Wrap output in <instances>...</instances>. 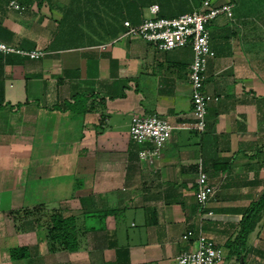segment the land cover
Listing matches in <instances>:
<instances>
[{
    "label": "crops",
    "instance_id": "obj_1",
    "mask_svg": "<svg viewBox=\"0 0 264 264\" xmlns=\"http://www.w3.org/2000/svg\"><path fill=\"white\" fill-rule=\"evenodd\" d=\"M229 1L232 15L208 24L203 90L216 98L200 132L190 126L191 46L122 33L150 5L175 16L201 0H0V40L45 51L0 52V264H174L199 231L228 264H264V209L240 260L228 247L264 193V0H213ZM149 113L177 126L153 163L129 136L132 115ZM199 165L214 188L204 206ZM39 205L74 217V249H49L45 221L13 218Z\"/></svg>",
    "mask_w": 264,
    "mask_h": 264
},
{
    "label": "built area",
    "instance_id": "obj_2",
    "mask_svg": "<svg viewBox=\"0 0 264 264\" xmlns=\"http://www.w3.org/2000/svg\"><path fill=\"white\" fill-rule=\"evenodd\" d=\"M11 4L18 6L13 1ZM233 6L234 3L230 1L215 4L213 0H201L200 5L190 12L175 16H158V6L153 4L149 6L151 16L144 17L138 23H132L127 19L123 21L125 30L122 35L141 37L158 49L191 46L193 57L188 78L191 87L193 122L190 126L200 132L206 129L208 102L216 98L203 90L204 71L212 52L208 24L219 14L231 16ZM0 52H16L31 58L42 57L45 53L42 48L23 49L1 40ZM176 127L157 113L133 114L129 125V136L132 141L140 145L139 158L153 163ZM213 193L214 188L209 182L207 173L199 165L196 178V202L204 206ZM191 235L192 230L189 229L183 233L182 238L188 239ZM223 256V248L211 237L199 231L195 239V247L178 253L174 264H219Z\"/></svg>",
    "mask_w": 264,
    "mask_h": 264
},
{
    "label": "trees",
    "instance_id": "obj_3",
    "mask_svg": "<svg viewBox=\"0 0 264 264\" xmlns=\"http://www.w3.org/2000/svg\"><path fill=\"white\" fill-rule=\"evenodd\" d=\"M140 15L141 12L139 11V16ZM157 15L165 16L161 12H157ZM263 209L264 193L249 207L244 209L237 233L235 237L230 242H228V247L231 249V253H234L235 259L240 260L242 254L241 250L245 243L246 236L254 228L256 222L260 219L261 211ZM12 213L14 219L32 216L34 222L37 224L45 221L47 225V239L49 242V249H74L77 246L75 220L72 215L64 216L59 210L56 209H51L47 215H45L46 213L43 209V205L33 208H23L21 212L14 210ZM234 245H236L237 248L233 250L232 248ZM25 249V246L11 248L10 255L14 257L22 256L25 254ZM221 262L219 264H221Z\"/></svg>",
    "mask_w": 264,
    "mask_h": 264
},
{
    "label": "rangeland",
    "instance_id": "obj_4",
    "mask_svg": "<svg viewBox=\"0 0 264 264\" xmlns=\"http://www.w3.org/2000/svg\"><path fill=\"white\" fill-rule=\"evenodd\" d=\"M223 258L225 259L223 264H228L229 263L230 254H227L225 257L223 256Z\"/></svg>",
    "mask_w": 264,
    "mask_h": 264
}]
</instances>
